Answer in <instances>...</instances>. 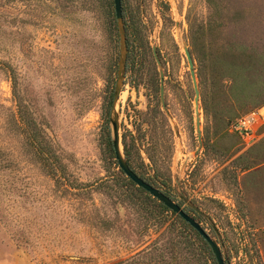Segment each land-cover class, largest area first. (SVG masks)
Instances as JSON below:
<instances>
[{
    "label": "rangeland",
    "instance_id": "374dc122",
    "mask_svg": "<svg viewBox=\"0 0 264 264\" xmlns=\"http://www.w3.org/2000/svg\"><path fill=\"white\" fill-rule=\"evenodd\" d=\"M124 11L144 46L116 104L121 139L158 161L166 194L229 264H264V125L249 145L227 130L264 106V0H126ZM118 55L113 0H0V264H216L177 223L165 231L173 215L146 229L145 213L105 183L70 194L24 145L13 77L70 179L111 182L119 167L107 159L105 126L111 134Z\"/></svg>",
    "mask_w": 264,
    "mask_h": 264
},
{
    "label": "trees",
    "instance_id": "16d2710c",
    "mask_svg": "<svg viewBox=\"0 0 264 264\" xmlns=\"http://www.w3.org/2000/svg\"><path fill=\"white\" fill-rule=\"evenodd\" d=\"M125 1L126 0H121L128 49L126 62V69H128V67H130V63L131 65H134V56L140 50L142 51L144 44L142 43L139 28L137 24H135L136 22L134 18L127 16L128 14L124 11ZM191 35L192 28L190 27V37H192ZM12 93L16 103V109L15 112H13L14 121L21 132L25 135L23 142L30 151L32 161L38 165V167L41 168L45 174L51 176L56 181L61 182L64 191L74 195L88 194L92 191H96L99 186L105 183L106 188L108 189L105 190L106 194L111 193V195H115L119 199H127L130 205H133L137 210L145 213L143 221L144 228L148 229L151 225L160 227L167 219H169L168 214L173 215L174 217L170 221L169 226L166 227L165 231L170 230V228L177 223L185 230V238H188L192 242V246L202 253H206L207 258L212 262L215 261L211 251L209 250V246L195 229H193L175 212L167 208L156 198L152 197L143 188L138 187L133 181L125 176L121 169H118L117 172H112L108 178L111 181L109 183L101 181L99 185H94L75 182L74 179L71 180V174L65 169L64 156L60 152L57 144L48 134L45 133L37 120L32 116L28 105L22 99L17 97L14 77L12 80ZM105 133L107 159L111 164H114L115 168H118L111 145L109 127L107 125L105 126ZM121 140L125 159L131 169L138 176L152 185L161 189L163 187V192L166 193L164 188L167 189L169 187L170 178L167 179L166 177L161 176L162 170L158 161L149 155L147 156L149 163H146L139 154L140 144L137 140H129L126 134L122 136Z\"/></svg>",
    "mask_w": 264,
    "mask_h": 264
},
{
    "label": "water",
    "instance_id": "95a60500",
    "mask_svg": "<svg viewBox=\"0 0 264 264\" xmlns=\"http://www.w3.org/2000/svg\"><path fill=\"white\" fill-rule=\"evenodd\" d=\"M114 5V14L116 20V26L119 34V55H118V63H117V75L114 83V93L111 101V116H110V126H111V145L114 153L115 160L118 164L119 169L123 171L126 177H128L131 181H133L138 187L143 188L147 191L152 197L156 198L159 202L164 204L167 208L175 212L179 215L185 222H187L193 229H195L198 234L205 240L207 245L209 246L216 264H229V261L226 257L223 256L220 246L218 243L205 231V229L200 225V223L191 215H189L177 202L173 201L171 197H169L166 193L161 191L158 187L152 185L148 181L144 180L140 176H138L127 163L124 152L123 145L121 140L119 122L116 115V104L119 98V94L121 91L125 71H126V59H127V40H126V30H125V22L123 18L122 12V2L121 0H113ZM184 53L186 59L188 61L189 71L192 78V83L195 92V104L196 109L198 107L199 100V89L196 79V74L194 71V64L192 60V56L190 50L187 46H184ZM159 93L161 96V100L163 102V93H164V85H163V74L160 71V88ZM197 124V133L198 139L201 138V131L199 128V115H197L196 119ZM194 209L201 213L197 207Z\"/></svg>",
    "mask_w": 264,
    "mask_h": 264
},
{
    "label": "built area",
    "instance_id": "2783aa9c",
    "mask_svg": "<svg viewBox=\"0 0 264 264\" xmlns=\"http://www.w3.org/2000/svg\"><path fill=\"white\" fill-rule=\"evenodd\" d=\"M263 125L264 106L254 108L231 121L227 130L240 136L249 145L261 136L260 128Z\"/></svg>",
    "mask_w": 264,
    "mask_h": 264
},
{
    "label": "flooded vegetation",
    "instance_id": "af4514ba",
    "mask_svg": "<svg viewBox=\"0 0 264 264\" xmlns=\"http://www.w3.org/2000/svg\"><path fill=\"white\" fill-rule=\"evenodd\" d=\"M165 193V192H164ZM180 205V204H179ZM181 206V205H180ZM211 251V250H210ZM212 253V252H211ZM213 255V254H212ZM214 257V256H213Z\"/></svg>",
    "mask_w": 264,
    "mask_h": 264
}]
</instances>
